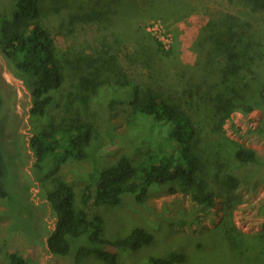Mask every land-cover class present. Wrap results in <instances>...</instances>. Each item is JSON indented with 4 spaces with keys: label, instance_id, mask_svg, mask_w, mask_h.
Here are the masks:
<instances>
[{
    "label": "trees",
    "instance_id": "1",
    "mask_svg": "<svg viewBox=\"0 0 264 264\" xmlns=\"http://www.w3.org/2000/svg\"><path fill=\"white\" fill-rule=\"evenodd\" d=\"M231 1L238 7L248 4L257 7L254 9H264V0ZM13 7L12 16L0 14V53L32 97L31 114L36 118H45L49 109L53 106L57 108L64 86L73 84L64 106L69 117L65 122L67 125L55 135L42 132L34 135L30 141L36 159L34 172L37 179L43 172V163L50 155L58 156L62 162H92L81 204L76 200L75 189L64 183L57 186L47 198L56 220L54 230L47 234V245L52 255L71 257L76 264L91 255L106 264H117L121 253L137 252L151 246L154 236L138 228L123 240L111 243L104 238V219L92 213L94 208L119 206L126 194L135 196L137 203L143 204L153 188L162 186L176 187L190 195L199 206L215 208L219 196L209 183L212 173L217 174L215 179L221 187L220 198L225 206L229 204L227 201H233L240 188V179L234 171L264 165L255 150L232 142L222 132V128L215 126L207 134L199 131V125L184 109L182 100L187 96L206 102L207 107H210V103L217 114L225 111L231 113L233 110L251 113V102L245 101L244 94L239 91L247 87L245 74L255 75L253 66L264 60V45L244 40L245 28L249 24L240 16L221 14L200 31L193 44L194 50L199 55L207 52L211 57L215 53L217 57L225 59L227 64L221 71L213 63L200 65L199 59L191 72L197 78L187 88V95L174 89L145 90L143 85H131L126 76L125 81L104 83V77L113 80V77L119 78L120 72L124 74L117 56L98 48H94L92 55L76 52L72 58L65 56L58 51L53 26L49 24L51 18L62 15L67 16L62 30L69 29L70 32H74L79 24L111 25L117 18L132 23L133 18L140 15L167 24L179 21L182 15L189 12L191 7L187 0H15ZM131 27L128 34L138 38L135 42L139 49L137 59L144 57L143 63L151 66V60L146 57L140 41L168 57L160 40L152 38L155 42L152 43L147 37L137 35L139 29ZM69 60H73L72 63ZM119 86H126L134 92L130 104L120 103L117 106L120 115L126 119H134V115H138L166 124L175 149L171 154L147 156L139 166H135L129 157L123 156L115 165L104 166L101 153L109 152L104 150L102 139L96 131V119L90 114L91 102L94 96L99 95L98 92ZM76 89L79 90L77 95ZM257 93L264 103V85ZM5 112V102L0 99V199L6 200L10 208L9 214L15 221L14 229L37 242L46 236V209L31 201L32 182L19 190L16 188L14 177L18 166L11 164L5 146ZM10 121L7 122L9 129ZM15 125L18 132L19 125ZM217 134L222 136L221 141L216 140ZM39 217L41 224L37 222ZM230 237L233 239L232 235ZM108 244L119 247V255L108 253ZM184 259V255L172 254L164 258L153 257L150 262L176 264ZM7 260L8 264H37L32 257L27 258L19 253L9 254Z\"/></svg>",
    "mask_w": 264,
    "mask_h": 264
},
{
    "label": "rangeland",
    "instance_id": "2",
    "mask_svg": "<svg viewBox=\"0 0 264 264\" xmlns=\"http://www.w3.org/2000/svg\"><path fill=\"white\" fill-rule=\"evenodd\" d=\"M187 1L191 7L189 12L182 15L179 21L167 24L145 19L143 15L133 18L132 23L117 18L111 25L79 24L74 32L62 30L67 20L65 15L51 18L49 24L53 26L58 51L65 56L72 58L76 52L92 55L94 48L117 56L124 74L120 72L119 78L113 77V80L104 77V83L125 81L126 76L131 85H143L145 90L161 88L186 93L189 85L197 78L191 72L199 59L200 65L213 63L221 71L227 64L225 59L217 57L215 53H212V57L207 52L199 55L193 48L200 31L212 19L224 13L236 14L250 26L245 28L244 40L264 45L263 7L259 10L248 4L244 6L246 8L238 7L231 0ZM14 2L0 0V14L12 16ZM131 26L140 30L137 34L140 37L160 40L168 57L140 41L146 57L151 60V66L143 63L144 57L137 59L139 49L135 42L138 38L128 34ZM253 71L255 75L245 74L247 87L239 91L244 94L245 101H250L253 106L249 114L236 110L217 114L210 103V107H207L206 102L189 99L187 96L182 100L184 109L199 125V131L207 134L213 127H220L229 140L255 150L264 163V103L257 93L264 85V60L253 66ZM71 85L67 83L64 86L59 107L49 109L45 118H36L31 114L32 97L0 53V99L6 105L3 119L5 146L11 164L18 166L15 168L17 172L14 181L18 190L30 182L34 184L30 199L35 205L46 209L47 229L46 236L41 240H30L26 234L14 229L15 221L9 214L10 208L6 200L0 199V264H8L7 256L12 253L32 257L37 264H76L71 257L54 256L49 251L47 234L54 230L56 220L47 198L57 186L64 183L75 189L76 200L81 204L92 162H62L58 156L50 155L43 163V172L37 179L34 172L36 159L30 148L34 135L42 132L55 135L67 125L65 122L69 117L64 106ZM126 86L98 92L99 95L94 96L91 102L93 114H90L96 119V131L102 139L104 150L109 152L101 153L105 167L115 165L123 156L129 157L135 166H139L147 156H164L175 150L166 124L138 115H134V119L120 115L117 106L120 103L128 105L133 99L134 92ZM78 91L75 90L76 95ZM9 120L10 129L7 125ZM15 124L19 125L18 132ZM220 136L217 134V141H221ZM234 174L240 179V188L233 201H227L229 204L225 206L220 198L221 187L215 179L217 174L212 173L209 183L219 196L215 208L201 207L193 202L190 195L171 186L153 188L143 204L137 203L135 196L126 194L119 206L94 208L92 213L104 219V238L111 243L123 240L138 228L154 236L151 246L137 252L118 253L117 264H151L153 257L164 258L172 254L185 256L183 261L176 264H264V165L239 168ZM40 219L37 220L38 224L42 223ZM79 264L106 263L91 255Z\"/></svg>",
    "mask_w": 264,
    "mask_h": 264
},
{
    "label": "water",
    "instance_id": "3",
    "mask_svg": "<svg viewBox=\"0 0 264 264\" xmlns=\"http://www.w3.org/2000/svg\"><path fill=\"white\" fill-rule=\"evenodd\" d=\"M106 249H107V252H108V253H111V254H113V255H117V254L120 252L119 247L114 246V245H112V244H108V245H106Z\"/></svg>",
    "mask_w": 264,
    "mask_h": 264
}]
</instances>
